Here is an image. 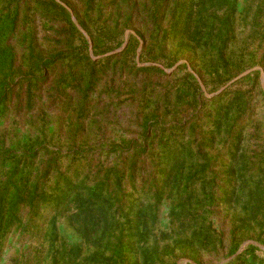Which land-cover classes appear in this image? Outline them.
I'll list each match as a JSON object with an SVG mask.
<instances>
[{
  "label": "rangeland",
  "instance_id": "374dc122",
  "mask_svg": "<svg viewBox=\"0 0 264 264\" xmlns=\"http://www.w3.org/2000/svg\"><path fill=\"white\" fill-rule=\"evenodd\" d=\"M0 264H264V0H0Z\"/></svg>",
  "mask_w": 264,
  "mask_h": 264
},
{
  "label": "water",
  "instance_id": "95a60500",
  "mask_svg": "<svg viewBox=\"0 0 264 264\" xmlns=\"http://www.w3.org/2000/svg\"><path fill=\"white\" fill-rule=\"evenodd\" d=\"M74 18V17H73ZM75 19V18H74Z\"/></svg>",
  "mask_w": 264,
  "mask_h": 264
}]
</instances>
